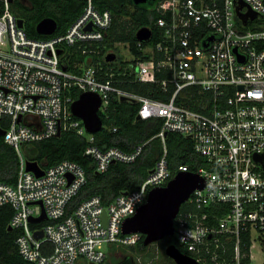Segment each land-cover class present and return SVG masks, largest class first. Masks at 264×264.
Instances as JSON below:
<instances>
[{"label":"built area","instance_id":"2783aa9c","mask_svg":"<svg viewBox=\"0 0 264 264\" xmlns=\"http://www.w3.org/2000/svg\"><path fill=\"white\" fill-rule=\"evenodd\" d=\"M0 1V124L2 119L6 125L1 137L19 159L16 182H0V206L12 209L9 227L19 231L16 245L23 259L30 264H104L105 245L137 243L140 234L121 233L123 222L145 203L151 189L174 177L163 155L139 189L121 192L107 205L90 197L67 214L69 202L86 183L85 170L63 160L47 169L38 165L43 175L37 177L26 170V147L62 131L93 143V134L71 112L76 100L71 90L77 89L99 96L98 112L106 109L112 94L137 103L138 120L162 121L157 135L162 142L168 132L191 139L194 151L211 168L194 173L204 187L187 201L195 210L174 219V235L200 264H244L246 258L252 264L255 241L264 246L263 1L241 0V12L249 9L256 15L243 25L236 14L239 0H155V26L162 38L145 48L147 57L129 70L135 81L156 84L166 100L116 88L110 79L99 78L100 68L90 57L86 66L75 65L80 74L64 67V47L101 41L111 26V13L98 10L93 0H84L82 13L64 33L44 40L28 37L10 10L11 2ZM256 20L261 24L244 29ZM191 99L201 110L186 106ZM142 147L125 153L89 145L85 155L100 174L116 162H134ZM179 172L188 169L182 166ZM217 204L227 206L220 218L205 211ZM42 212L45 219L30 221ZM210 217L215 224L206 222ZM39 231L41 239L35 237ZM243 234L249 236L247 253Z\"/></svg>","mask_w":264,"mask_h":264},{"label":"trees","instance_id":"16d2710c","mask_svg":"<svg viewBox=\"0 0 264 264\" xmlns=\"http://www.w3.org/2000/svg\"><path fill=\"white\" fill-rule=\"evenodd\" d=\"M264 3V0H262ZM93 4L100 11L107 10L111 13L112 23L105 32L101 41L78 42L73 46L64 47L61 53L64 67L68 71L78 74L81 70L75 65L83 63L86 66L88 58L99 69L103 80L110 79L113 86L127 92L144 96H153L166 100L168 96L158 95L156 84H144L137 82L130 75L129 65L135 64L138 60L147 57L145 48L153 46L162 38V30L155 26L159 14L153 5H134L132 0H93ZM85 5L84 0H13L10 10L23 23V30L32 39L44 40L60 35L66 31L69 25L82 13ZM3 12V4L0 1V15ZM53 19L56 22V30L50 36L39 35L36 32V25L44 19ZM260 21L248 24L244 29H254L260 25ZM148 28L151 31V38L148 41L140 42L136 39V32L140 28ZM117 44H125L133 57L131 60L121 59ZM95 47L96 53H88L86 50ZM85 50V52H83ZM114 54L115 59L107 62L106 56ZM81 94L80 90H71L73 99ZM179 102V101H178ZM186 106L192 110H201L200 106L191 100L185 101ZM139 105L131 101H121L116 94H112L106 109L98 114L102 121V128L93 134L91 144L86 136H79L72 131H62L57 137H51L32 143L27 146L28 158L36 162L44 169L52 167L57 163L68 160L80 165L86 174V183L72 198L67 206V214L73 211L81 202L86 199L98 196L104 205L109 204L119 193L132 192L140 188L156 163L165 155L167 167L172 176L177 174L182 166H186L188 172L196 173L199 169H210L204 158L197 154L193 148V141L176 132H168L164 142L158 137L162 121L160 119L137 120ZM1 130L6 125L0 124ZM115 129V131H113ZM88 136V135H87ZM89 145H94L100 150L112 147L118 148L125 153L133 152L138 146L143 145L140 155L132 163L116 162L111 164L106 172L96 173L95 162L85 155ZM19 169L18 156L10 145L0 137V182L13 185L16 182ZM190 202L181 205L179 214L194 211ZM207 213H216L218 218L225 215L227 206L211 205L205 209ZM12 216L10 206H0V264H30L24 260L18 251L16 239L19 236L18 230L8 231L9 221ZM215 224L216 221L210 217L206 221ZM144 236L135 245H111L107 251V260L113 264H142L139 257L142 256L143 264H149V246L143 245ZM246 246L243 251L248 252L249 236L242 235ZM163 262L153 264H175L165 256L164 250L168 245H174L181 253L193 257L186 248L181 245L176 236L165 237L159 241ZM231 247V245H229ZM120 251L121 257L114 258L113 253ZM231 256L230 250L228 257ZM244 264H251L249 259Z\"/></svg>","mask_w":264,"mask_h":264},{"label":"water","instance_id":"95a60500","mask_svg":"<svg viewBox=\"0 0 264 264\" xmlns=\"http://www.w3.org/2000/svg\"><path fill=\"white\" fill-rule=\"evenodd\" d=\"M13 0H9L12 2ZM152 0H132L134 5L148 4ZM244 3L239 0L236 7L237 17L243 25H246L248 20H253L256 15L250 11L242 13L241 9ZM18 26H23L22 20L18 19ZM89 30L90 28L87 27ZM56 30V22L53 19H44L36 25V32L39 35L50 36ZM151 37V31L148 28H140L136 32V39L139 42L148 41ZM60 53V50L58 51ZM115 59L114 54H108L106 61L110 62ZM121 101H126V97H120ZM101 105V99L97 94L91 92H82L79 97L72 103L71 112L73 116L80 119L87 133L95 134L102 128V121L98 114ZM139 118L137 117V120ZM3 131L0 129V137ZM60 132L57 133V137ZM26 170L32 172L37 177L43 175L36 162L27 160ZM204 187L203 179L191 172H178L170 179L165 186L151 189L146 201L141 205L136 213L126 219L121 227V233L128 235L138 233L144 236L143 245L148 246L152 243L159 242L165 237L174 235V219L179 213L180 207L187 202L192 192L196 189ZM45 214L42 212L38 218H30L31 222H39L45 219ZM8 227V231H11ZM37 239L43 237V232L35 233ZM164 254L171 259L175 264H200L193 257L181 253L174 245H168Z\"/></svg>","mask_w":264,"mask_h":264},{"label":"rangeland","instance_id":"374dc122","mask_svg":"<svg viewBox=\"0 0 264 264\" xmlns=\"http://www.w3.org/2000/svg\"><path fill=\"white\" fill-rule=\"evenodd\" d=\"M118 47V51H119V56L121 57V59L124 60H131L133 57L131 56L127 45L125 44H117L116 45ZM254 238H255V234H254ZM114 246L116 247H121V245L119 244H114ZM105 247L108 249V246L105 245ZM149 253V260L150 263L149 264H153V262H163L162 260V255H161V251H160V245L159 242H155L150 244L149 249L147 251ZM251 260H252V264H264V246L263 244L259 243V241H255L252 249H251ZM122 253L120 251H116L113 253L114 258H119L121 257ZM139 262L140 263H144L142 262L143 257L140 256L139 258ZM108 264H113L112 262H110V259L107 260Z\"/></svg>","mask_w":264,"mask_h":264},{"label":"flooded vegetation","instance_id":"af4514ba","mask_svg":"<svg viewBox=\"0 0 264 264\" xmlns=\"http://www.w3.org/2000/svg\"><path fill=\"white\" fill-rule=\"evenodd\" d=\"M154 3H155V0H152V1H149L148 4H150V5H154Z\"/></svg>","mask_w":264,"mask_h":264}]
</instances>
